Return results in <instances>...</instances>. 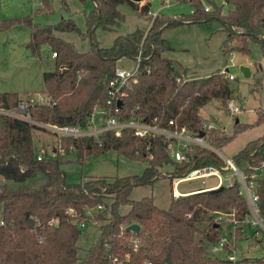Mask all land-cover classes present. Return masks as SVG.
<instances>
[{
	"label": "trees",
	"instance_id": "trees-1",
	"mask_svg": "<svg viewBox=\"0 0 264 264\" xmlns=\"http://www.w3.org/2000/svg\"><path fill=\"white\" fill-rule=\"evenodd\" d=\"M86 4L88 0H80ZM187 1L194 12L178 19L157 16L150 28L136 29L115 38L110 47H101L94 33L98 26L112 29L125 20L119 5L129 4L140 14L148 16L151 2L133 0H94L96 6L86 13L87 32L92 45L86 52L76 51L58 32L79 30L72 19H62L54 25L33 24L28 48L37 55L41 46L50 45L57 53L54 70L44 72L48 103H31L28 114L35 122L57 125H78L86 129L88 119L97 105L105 106L108 83L125 56L135 58L142 46V65L139 73L123 89L121 105L112 115L121 120L139 119L155 121L159 126L187 127L196 134L204 132L207 141L217 148L233 137L212 134L205 130L199 111L214 99L230 101L232 91L222 72L205 78L184 80L176 70L172 58L164 55L171 49L163 32L171 25L219 19L227 32L223 51L250 53L249 40L260 43L264 53V0H229L232 5L227 14L214 4L206 10L201 0ZM212 2L211 0H208ZM45 2V1H44ZM47 3V2H45ZM6 26L0 25V31ZM181 81H178V78ZM21 99L17 92H0V106L14 109ZM118 104V103H116ZM257 123L264 121V109L258 111ZM235 133L250 124L236 121ZM45 128L25 120L0 116V264H112L108 254L124 258L131 253L136 264H219L208 257L209 245L221 238V224L214 221L217 214H234L242 220L249 213L248 202L241 193L236 179L231 187L207 189L203 186L178 198L172 195L169 208L156 205L153 197L132 200L134 188L152 184L168 176L173 182L190 171L204 166H226L225 160L213 149L195 145L187 159L176 161L166 152L167 143L160 135L139 138L131 130L121 135L108 131L101 134L102 143L93 137H60L61 151L39 160L35 148L34 131ZM115 150L130 158L145 160L148 166L141 175L119 176L114 179L91 178L69 184L61 170L63 155L77 153L81 160L90 153ZM249 159L246 174L253 166L264 161V135L249 142L236 157ZM171 165V172L161 168ZM238 166V165H237ZM258 209L264 217V177L255 178ZM174 192V190H173ZM112 198V202H107ZM109 206L108 221L100 226L99 238L83 257L78 256L79 226L68 214L70 207L80 216L87 207ZM130 205L127 213H120L122 205ZM98 219L105 218L102 213ZM56 219L57 224L50 223ZM137 222L142 230V247L134 252L130 238L132 232L123 231L122 225ZM240 229L237 234L240 235ZM107 246H110L109 250ZM246 264H264V258H244Z\"/></svg>",
	"mask_w": 264,
	"mask_h": 264
},
{
	"label": "rangeland",
	"instance_id": "rangeland-1",
	"mask_svg": "<svg viewBox=\"0 0 264 264\" xmlns=\"http://www.w3.org/2000/svg\"><path fill=\"white\" fill-rule=\"evenodd\" d=\"M201 1L210 10L214 9V4L222 7V14H227L232 6L227 0ZM150 2L151 14L148 16L140 14L127 3L120 4L119 10L125 14V20L112 29L98 26L94 33L95 40L101 47H110L120 35H126L136 29L147 31L157 16L167 15L178 19L194 12V7L187 1ZM93 8V0H88L86 4L80 0H0V25L6 26L0 31V92H17L21 101L29 104L48 103L50 99L45 92L43 75L44 72L54 70L56 62L50 45H42L37 55L32 54V50L28 48L33 31L30 21L37 25H54L64 18L74 20L79 30L58 32L57 36L68 42L76 51L86 52L91 48L92 38L83 36L87 32L85 16ZM163 38L171 47L164 55L173 59L176 70L184 79L205 78L223 71L235 76V79H228L232 91L231 101L239 105L241 111L233 115L228 109V101L214 99L203 106L199 114L204 123H214L218 128L210 132V135L223 134L233 137L223 147H214L222 158L224 155L236 161V157L249 142L264 135V121L257 123L258 111L264 109V53L260 43L249 40L250 53H225L223 48L227 41V32L219 19L171 25L164 30ZM135 64L136 60L131 56L118 60V66L128 70H133ZM243 68H247L250 74L246 75ZM237 119L241 124L251 126L235 133ZM34 141L37 152L45 148L46 154L50 155L53 146L61 147L60 137L46 128L34 131ZM249 164L250 161L246 157H241L237 162L241 171H245ZM147 166L148 162L145 160L130 158L110 150L105 153H90L84 160H81L77 153L63 155L61 170L65 173L67 182L73 184L91 178L114 179L119 176L141 175ZM171 170L169 164L161 168L164 173ZM221 173L224 178L232 181L237 179L232 170H223ZM217 181L213 176L207 178L205 184L202 179L184 180L179 182L178 189L181 192H189ZM2 183L3 177L0 176V186ZM174 187L175 183L171 178L165 176L152 184L134 188L130 198L140 200L153 197L158 207L167 209L172 201ZM107 202L110 204L112 198H108ZM106 208L107 211L104 209L101 212L105 218L97 222L89 219L85 221L84 226H79V257H83L99 238L100 226L109 218L110 208ZM129 209L130 205L124 204L119 211L125 214ZM233 227L232 224L224 222L221 225V235L231 238ZM245 231L243 228L240 235H237V253L247 258H264V237L257 239L252 237L250 229ZM208 257L216 255L209 253Z\"/></svg>",
	"mask_w": 264,
	"mask_h": 264
},
{
	"label": "built area",
	"instance_id": "built-area-1",
	"mask_svg": "<svg viewBox=\"0 0 264 264\" xmlns=\"http://www.w3.org/2000/svg\"><path fill=\"white\" fill-rule=\"evenodd\" d=\"M206 10H209V7H206ZM151 14V12L149 13ZM157 15V14H155ZM53 57L57 56L56 52L52 53ZM136 64L133 70H128L124 67H117L114 76L110 79L108 83V98L105 106L97 105L92 114L88 119V127L86 129L81 128L78 125H57L51 123H40L35 122L31 119L28 114L30 104L26 101H20L18 106L14 109H6L0 106V116H8L16 119H21L28 121L30 123L36 124L38 126L45 127L51 132L55 133L58 137L66 136L73 138H82V137H93L95 142L102 143L101 134L104 132H114L116 135H121L125 130H131L133 135L139 138H145L148 136H162L167 143L166 152L176 161H183L187 159V154L191 152L195 145H202L218 151L213 145H211L206 137V134L202 136L201 134H196L192 132L187 127H179L176 121L171 120L169 124L171 126H159L155 121L146 122L139 119H131L124 121L112 115V112H118L120 109L119 101L123 94V89L126 85L130 83L131 79H134L140 71L142 65V46L135 57ZM227 79H235L233 74H229L228 71H223ZM178 81H181V78H178ZM118 103V104H116ZM228 109L230 112L235 115L241 111L239 105L235 104L233 101H228ZM203 127L205 130L212 132L218 129L214 123H204ZM226 129V128H223ZM63 152L61 147L55 149ZM52 148V153H55ZM219 152V151H218ZM220 153V152H219ZM37 157L39 160H42L46 157V150L42 148L38 152ZM223 159L226 162V166L220 168L216 166H204L200 168L193 169L183 178L174 179L175 187L179 182L184 180H195L202 179V182L205 184L206 179L209 177H216L218 179L217 183L210 185L207 189H218L222 186L231 187L234 185L235 181L230 180L229 178H224L222 176L223 170H232L234 175L237 177V180L240 183L241 193L247 199L250 213L242 220L236 219L234 214H217L214 218V221L218 224H223L228 222L234 227L233 234L230 237H225L221 235V238L209 245V253L216 255L212 257L219 261V264H246L243 260L244 258L237 253V229L240 230L245 228L250 229L251 235L254 238L260 239L264 237V217L259 213L258 209V195H257V183L255 178L264 177V161L260 166H253V173L246 174L244 171H241L239 167L235 164L232 158H228L223 155ZM175 198L183 194L177 193L174 189L173 192ZM107 211L106 205L101 204L96 207H87L85 209L84 215L80 216L78 212L70 207L68 209V214L72 218V221L78 226H84L85 221L93 219L94 222H97L98 214L103 210ZM3 224V222H0ZM50 223L57 224L56 219L50 220ZM130 225V224H129ZM129 225H122L121 229L127 231L126 228ZM245 231V232H246ZM132 232V231H131ZM134 233V232H132ZM130 238L131 247L134 252H139L142 247V238L136 236L134 233ZM110 250L111 247L107 246ZM112 264H136V261L132 259L131 253H126L124 258H121L118 255L113 253L108 254ZM144 264H152L151 262H144Z\"/></svg>",
	"mask_w": 264,
	"mask_h": 264
},
{
	"label": "water",
	"instance_id": "water-1",
	"mask_svg": "<svg viewBox=\"0 0 264 264\" xmlns=\"http://www.w3.org/2000/svg\"><path fill=\"white\" fill-rule=\"evenodd\" d=\"M133 1H135V2H141L142 0H133ZM229 0H227L226 2H228ZM243 70H244V72H245V74L246 75H249L250 74V72H249V70L247 69V68H243ZM119 103V105H121V100L118 102ZM237 122L239 121L238 119L236 120ZM201 135L202 136H204L205 135V133L204 132H202L201 133ZM216 151V150H215ZM217 153H219L218 151H216ZM126 230L128 231V232H134V233H136V234H139L140 232H141V230H142V226L139 224V223H137V222H134V223H131L127 228H126Z\"/></svg>",
	"mask_w": 264,
	"mask_h": 264
},
{
	"label": "crops",
	"instance_id": "crops-1",
	"mask_svg": "<svg viewBox=\"0 0 264 264\" xmlns=\"http://www.w3.org/2000/svg\"><path fill=\"white\" fill-rule=\"evenodd\" d=\"M94 1V0H93ZM144 1H146V2H150V0H144ZM96 6V3L94 2V7ZM231 9H233V7L231 6V8H230V10ZM186 23H190V22H186ZM186 23H182V24H186ZM181 78L182 79H184V77H183V75L181 74ZM184 80H186V79H184ZM55 149H57V147L56 146H53V151L55 152ZM215 184V183H214ZM178 185L179 184H177L176 185V187H174V189L177 191V193H179V194H187V192H181V191H179V189H178ZM211 185H213V184H211ZM207 186H210V185H207ZM189 192H191V191H189Z\"/></svg>",
	"mask_w": 264,
	"mask_h": 264
}]
</instances>
